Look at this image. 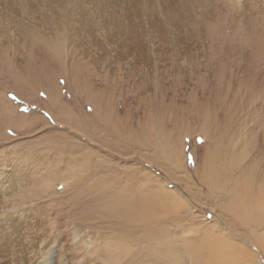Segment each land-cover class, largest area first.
<instances>
[{
    "label": "rangeland",
    "instance_id": "1",
    "mask_svg": "<svg viewBox=\"0 0 264 264\" xmlns=\"http://www.w3.org/2000/svg\"><path fill=\"white\" fill-rule=\"evenodd\" d=\"M80 1L0 6V264L31 247L40 264H215L219 247L264 264V228L231 210L233 183L264 190V0H191L172 42L145 17L127 39L122 16L79 27ZM141 199L150 217L130 220Z\"/></svg>",
    "mask_w": 264,
    "mask_h": 264
},
{
    "label": "bare ground",
    "instance_id": "2",
    "mask_svg": "<svg viewBox=\"0 0 264 264\" xmlns=\"http://www.w3.org/2000/svg\"><path fill=\"white\" fill-rule=\"evenodd\" d=\"M10 1L11 0H7L6 3H4V0H3L2 2H0V6L5 5L4 7L9 8L8 4ZM13 1L16 2L17 0H13ZM114 1H116V3L118 2L119 4H123V8L121 7L122 9H119V8L114 7L115 6ZM154 1L155 0H144V4L148 6L147 11L149 12L146 15L145 14L143 15V13H138L135 9V7L142 8L141 4L143 3V1H140V0H133V3L127 2L128 5L130 4L129 7L132 6V9L134 10L132 14L128 12L129 7L126 6L127 4L122 3V2L120 3V0H85V1L81 0L80 2L72 3L71 5L66 6L65 12L69 13V15L72 14L74 16H77V20H78L77 24L79 25V27L83 25L81 22L87 23L86 21H83L84 16L87 18L88 16L91 15V18H92L93 16L96 17L95 15L98 14L99 16L98 15L97 16L101 18L100 21H103V20L106 21L107 15L109 14L111 15L112 21L114 23H115L114 18L117 17V15L120 17L122 16L125 20V24H123L125 26V29L123 25L117 26V29H124V31H120L119 33L120 34L123 33V35H129L125 39L133 36L131 34H135L136 30H137L136 33H141V32L144 33L145 30L142 31V29L143 27L145 28V26L141 25L142 23L140 22V19L144 17L145 18L143 19L144 20L143 24L146 25L147 32L151 33L152 35H159V36L163 34H168L167 36H164V37L169 38L171 42L174 41V33L177 28L182 27V28L189 29L195 26L194 19H192L191 15L188 13L187 7L185 5V3H187V5L192 4L191 0H185L186 2L182 1L180 5H176V6H175L176 0H174L171 3V5L170 3L167 2V0L162 2V4H161V1L158 0L157 2H158V5L161 6V9L159 8L157 9L156 6L153 5ZM85 2L88 3L89 5H86ZM195 5L202 6L201 0H195ZM197 8H200V7H197ZM108 9H111V11H109ZM80 12H82L84 16L79 15ZM69 15L66 14V15L61 16L59 23L62 24V27H64L65 26L64 24H66V22L68 21ZM20 24L21 26L20 27L18 26L17 29L12 27L14 28V30H16L17 33L19 32L25 36L32 37L34 36L36 31H38L37 27L36 28L34 27L32 29L31 27L30 28L28 27V29L23 28L25 27V25L23 24V20L20 21ZM91 26L93 27V25H90V28L86 32H90L93 30ZM0 27L3 28V29H0L1 31H6L7 30L6 28L7 20L2 21ZM187 29L186 31H188ZM94 30H97V29H94ZM170 34L173 35V37ZM131 41L133 40L129 38V41H127V43H130ZM132 45L135 50H138V51L141 50V45H139L138 43L134 42V44L132 43ZM119 59H121V57H119ZM174 65L175 64L171 66L172 69H174L173 67ZM219 174L220 172L217 169L212 170V173H211L212 180L211 181H213L214 184L215 183L218 184V179L220 178ZM232 186H233L232 187L233 191L231 195H233V197H235L237 200L234 202L235 206L233 205L231 206V210L232 212H236V210L239 209L235 217H237L240 220V222L245 220V218L249 217L250 221L254 223L251 229H258L262 227L264 228V190L259 191L258 193H255V194L253 193L254 194L253 195L250 189L251 187H249L248 183H245V182H242L239 184L233 183ZM129 203L130 202H128V204ZM132 204H133L132 211L134 212V215L130 216L129 214V216L131 217L130 220L131 219L134 220L135 217H139L143 219L150 217V214L146 210L147 206H145L144 200L142 199L139 201L137 200L134 203L132 202ZM240 222L238 224H240ZM235 225L237 224L235 223ZM246 228H248V225L244 227V229ZM4 229L0 228V244L2 245L5 243L6 235L11 234L12 232L8 230L5 232ZM10 238L11 237H9V239ZM253 241H254L253 244L256 245L258 250L259 249L261 250L260 252H262L264 256V235L260 236L259 238H254ZM32 248L33 247L29 249L30 251L28 255L30 264H40L41 261L39 262V251L34 252L35 250H31ZM208 250H212L213 252H215L213 259L217 255V258H216L217 260H215L216 262L221 263V258L222 259L225 258L226 250L224 248H221V247L217 249L209 248ZM228 254H226L227 257L230 255ZM43 257H44L43 262H42L43 264H54L53 258H52L53 257L52 251H48L47 253L44 254ZM228 259H231V261L234 262L231 256ZM223 260H226V258ZM219 263H215V264H219Z\"/></svg>",
    "mask_w": 264,
    "mask_h": 264
}]
</instances>
